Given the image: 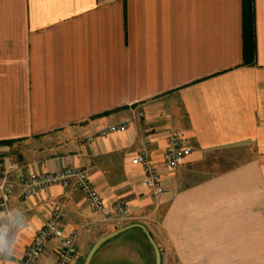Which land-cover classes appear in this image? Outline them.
<instances>
[{"label":"crops","instance_id":"1","mask_svg":"<svg viewBox=\"0 0 264 264\" xmlns=\"http://www.w3.org/2000/svg\"><path fill=\"white\" fill-rule=\"evenodd\" d=\"M254 5L256 59L246 63L243 0H0V185L7 176L13 189L0 264H18L57 205L78 235L71 264L132 224L151 233L162 264H264V0ZM120 122L126 131L88 140ZM176 130L193 152L169 169ZM142 151L160 195L132 162ZM9 162L20 168L6 175ZM68 165L88 172L109 216L74 181L22 195L30 173ZM119 201L131 204L121 219ZM58 243L36 264H54ZM103 247L112 263L156 264L141 226Z\"/></svg>","mask_w":264,"mask_h":264},{"label":"built area","instance_id":"2","mask_svg":"<svg viewBox=\"0 0 264 264\" xmlns=\"http://www.w3.org/2000/svg\"><path fill=\"white\" fill-rule=\"evenodd\" d=\"M128 122L111 124L101 128L95 135L88 138L92 141L95 136H106L115 132H124L128 129ZM193 152V147L181 130L171 133L168 141V148L165 156L166 167L176 169L183 164L186 158ZM3 158V152L0 150V159ZM132 162L144 167L145 177L143 184L152 189L156 195L164 192L162 178L157 168L151 163L146 152H139L133 157ZM20 165L16 162H9L6 166V175L10 172L19 170ZM75 182V187L81 191L90 209L94 212H102L109 216L111 212L105 209L102 195L94 185L88 172L77 166L68 165L57 171L30 173L21 180L23 185V196L28 198L46 189L47 187L60 183L69 186ZM13 192L12 186L8 183V177H4L0 185V211L8 205L10 196ZM131 204L126 201H119L114 207L115 216L125 218L130 212ZM64 211L61 206L57 205L46 219L44 226L39 230L34 240L27 246L24 256L18 261V264H36V262L46 252L52 240H58L57 259L54 264H71L79 253L77 246V232L71 230L66 232L63 229Z\"/></svg>","mask_w":264,"mask_h":264},{"label":"trees","instance_id":"3","mask_svg":"<svg viewBox=\"0 0 264 264\" xmlns=\"http://www.w3.org/2000/svg\"><path fill=\"white\" fill-rule=\"evenodd\" d=\"M243 1L245 62L251 63L256 59L255 5L254 0Z\"/></svg>","mask_w":264,"mask_h":264},{"label":"water","instance_id":"4","mask_svg":"<svg viewBox=\"0 0 264 264\" xmlns=\"http://www.w3.org/2000/svg\"><path fill=\"white\" fill-rule=\"evenodd\" d=\"M133 226H141L145 229L146 234L155 250L156 253V264H162V253L161 250L159 248V246L157 245L156 241L154 240L153 236L151 235V233L147 230V228L142 225V224H132V225H128L125 226L123 228H120L116 231L110 232L102 237H100L92 246V248L90 249V251L88 252L85 262L84 264H91V261L94 257V255L96 254V252L98 251V249L105 243L107 242L109 239L117 236L118 234L122 233L123 231L127 230L128 228H131Z\"/></svg>","mask_w":264,"mask_h":264},{"label":"rangeland","instance_id":"5","mask_svg":"<svg viewBox=\"0 0 264 264\" xmlns=\"http://www.w3.org/2000/svg\"><path fill=\"white\" fill-rule=\"evenodd\" d=\"M118 218V217H117ZM119 219H121V218H119ZM116 229H119V227H117L116 226ZM123 236V235H122ZM89 251H87L86 252V254L84 255V257H83V260H84V258L86 257V255H87V253H88ZM107 248L106 247H103V248H101L98 252H97V254L95 255V257H94V259L92 260V262H91V264H116V263H112L111 262V260H110V258L108 257V255H107ZM112 255H113V253H112ZM125 259L127 258V256H125L124 257ZM126 260H128V259H126ZM125 262V261H124ZM165 264H176V262H174V261H170L169 263L168 262H166Z\"/></svg>","mask_w":264,"mask_h":264}]
</instances>
